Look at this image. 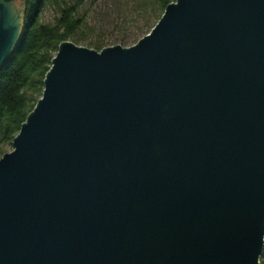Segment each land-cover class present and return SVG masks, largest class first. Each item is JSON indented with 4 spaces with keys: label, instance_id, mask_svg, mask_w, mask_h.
Returning <instances> with one entry per match:
<instances>
[{
    "label": "water",
    "instance_id": "obj_1",
    "mask_svg": "<svg viewBox=\"0 0 264 264\" xmlns=\"http://www.w3.org/2000/svg\"><path fill=\"white\" fill-rule=\"evenodd\" d=\"M24 0H0V72ZM0 158V264H259L264 0H176L131 47L66 41Z\"/></svg>",
    "mask_w": 264,
    "mask_h": 264
},
{
    "label": "trees",
    "instance_id": "obj_2",
    "mask_svg": "<svg viewBox=\"0 0 264 264\" xmlns=\"http://www.w3.org/2000/svg\"><path fill=\"white\" fill-rule=\"evenodd\" d=\"M174 1L127 0L128 4L121 12L123 17H118L117 25L124 27L128 16L141 20L135 33L150 31L166 6ZM47 3L49 0H24L19 41L0 72V151L6 145L12 146L21 125L41 97L45 75L59 45L69 40L77 42L84 37V34L76 35L85 24V18L78 14L76 6L61 8L50 23L39 21V14ZM126 40L128 37L123 38ZM92 47L97 51L103 48L98 42ZM259 264H264V248Z\"/></svg>",
    "mask_w": 264,
    "mask_h": 264
},
{
    "label": "rangeland",
    "instance_id": "obj_3",
    "mask_svg": "<svg viewBox=\"0 0 264 264\" xmlns=\"http://www.w3.org/2000/svg\"><path fill=\"white\" fill-rule=\"evenodd\" d=\"M127 4V0H49V3L39 14V21L50 23L55 16H58L61 8L76 6L78 14L85 18L83 30L77 31L76 35L84 34V37H81L77 42L69 40L70 42L89 49H94L92 44L97 42L102 44L103 48L116 45L131 47L149 31L141 30L135 33V27L140 25L141 20L129 19L128 16L125 17L127 20L125 26L118 27L116 21L118 17H123L121 12H124V6ZM126 37H128V41H123V38ZM12 149L10 145L4 146L0 151V158L11 152Z\"/></svg>",
    "mask_w": 264,
    "mask_h": 264
}]
</instances>
